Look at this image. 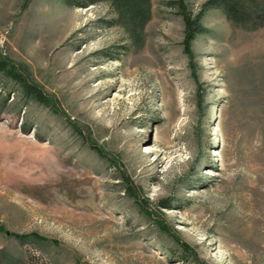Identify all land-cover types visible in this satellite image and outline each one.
Returning <instances> with one entry per match:
<instances>
[{
	"label": "rangeland",
	"instance_id": "374dc122",
	"mask_svg": "<svg viewBox=\"0 0 264 264\" xmlns=\"http://www.w3.org/2000/svg\"><path fill=\"white\" fill-rule=\"evenodd\" d=\"M166 2L0 0V264H264V0Z\"/></svg>",
	"mask_w": 264,
	"mask_h": 264
},
{
	"label": "trees",
	"instance_id": "16d2710c",
	"mask_svg": "<svg viewBox=\"0 0 264 264\" xmlns=\"http://www.w3.org/2000/svg\"><path fill=\"white\" fill-rule=\"evenodd\" d=\"M63 3L69 6L75 7H87L91 4H96L99 2H111L115 5L116 10L119 12L121 7L127 3L130 6H133L139 0H62ZM145 1V0H143ZM166 4L169 7L175 8L176 11L182 16L184 22V44L185 49L188 50L189 42L194 38L198 33H203L207 29L201 22V16L206 8L214 7L221 9L224 14L230 19H240L245 17L248 13L256 11L259 2L257 0H207L201 9L197 12L192 13L187 9L185 0H167ZM0 72L4 73L7 77H10L16 81L20 87L22 94L25 98L33 99L40 104L50 106V100L47 95L36 85L28 80L17 70L14 66L4 59L0 54ZM6 99L0 104V108L5 107ZM161 207L169 208V204L162 203ZM158 226L164 232H168V228L160 221L157 222ZM174 241V249L172 250L175 253V262L180 264H203L202 260L197 256V253L190 247V245L180 240L177 236H172ZM171 251V249H170Z\"/></svg>",
	"mask_w": 264,
	"mask_h": 264
}]
</instances>
